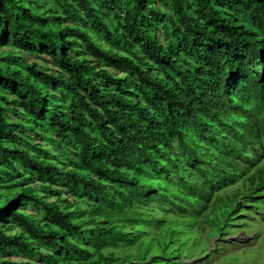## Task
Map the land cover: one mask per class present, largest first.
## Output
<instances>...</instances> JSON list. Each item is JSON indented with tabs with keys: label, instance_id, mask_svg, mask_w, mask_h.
Masks as SVG:
<instances>
[{
	"label": "trees",
	"instance_id": "obj_1",
	"mask_svg": "<svg viewBox=\"0 0 264 264\" xmlns=\"http://www.w3.org/2000/svg\"><path fill=\"white\" fill-rule=\"evenodd\" d=\"M0 16V264H202L264 210V0Z\"/></svg>",
	"mask_w": 264,
	"mask_h": 264
},
{
	"label": "rangeland",
	"instance_id": "obj_2",
	"mask_svg": "<svg viewBox=\"0 0 264 264\" xmlns=\"http://www.w3.org/2000/svg\"><path fill=\"white\" fill-rule=\"evenodd\" d=\"M259 204L264 206L262 202H259ZM255 232H258V237L256 240L251 241L256 235ZM192 237V240L187 241L188 245L197 242L194 238H197L198 235H193ZM227 238L234 240L226 239L228 241L220 245L221 249L214 253L209 259L203 261L202 264H264V223L262 225L258 220L247 222L243 227H240V229L235 228L233 233L228 235ZM214 243L215 241H211L210 246V242H208L209 251L215 248L213 247ZM194 249H196L195 251L198 253L206 250L207 247L203 243H200L198 246L192 248V250ZM187 251L188 250H185V252ZM200 262L201 260L198 261V259L193 258L191 263L184 264H200Z\"/></svg>",
	"mask_w": 264,
	"mask_h": 264
},
{
	"label": "clouds",
	"instance_id": "obj_3",
	"mask_svg": "<svg viewBox=\"0 0 264 264\" xmlns=\"http://www.w3.org/2000/svg\"><path fill=\"white\" fill-rule=\"evenodd\" d=\"M255 212H257V214H255V213L253 212L252 214H255V215H252V214H251V216H250L252 219H246L245 221H243L244 223H243L242 225H235V226H234V227L228 232V234H227L225 237L221 238L219 235L213 237V238L209 241V242H210V246H211V241L214 242V241H216V240H218V239H220V240L231 239V238H227L228 235L232 234L233 231L235 230V228H239V229H240V227H243V225H245L247 222L258 220V221H260V223L263 225V223H264V220H263V218H264V210L259 211V210H256V209H255ZM240 213H241V212H240ZM249 220H250V221H249ZM255 233H256V235H255V237H254L253 239H251V241L257 239V237H258V234H257V233H258V232H255ZM233 238H234V237H233ZM234 239H237V238H234ZM234 239H231V240H234ZM226 241H228V240H226ZM213 247H215V243H214ZM192 259H193V258H192ZM192 259H187V260H185V261H191V262H192ZM191 262H187V263H191Z\"/></svg>",
	"mask_w": 264,
	"mask_h": 264
},
{
	"label": "water",
	"instance_id": "obj_4",
	"mask_svg": "<svg viewBox=\"0 0 264 264\" xmlns=\"http://www.w3.org/2000/svg\"><path fill=\"white\" fill-rule=\"evenodd\" d=\"M3 1L4 0H0V8H1L2 4H3ZM0 19H1V16H0Z\"/></svg>",
	"mask_w": 264,
	"mask_h": 264
},
{
	"label": "bare ground",
	"instance_id": "obj_5",
	"mask_svg": "<svg viewBox=\"0 0 264 264\" xmlns=\"http://www.w3.org/2000/svg\"><path fill=\"white\" fill-rule=\"evenodd\" d=\"M208 147V146H207ZM196 161H197V159H196ZM259 175V174H258ZM257 179V178H256ZM253 186V185H252ZM252 215H255V214H252Z\"/></svg>",
	"mask_w": 264,
	"mask_h": 264
}]
</instances>
